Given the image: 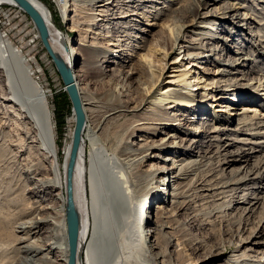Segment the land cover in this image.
I'll return each instance as SVG.
<instances>
[{
    "label": "bare ground",
    "instance_id": "6f19581e",
    "mask_svg": "<svg viewBox=\"0 0 264 264\" xmlns=\"http://www.w3.org/2000/svg\"><path fill=\"white\" fill-rule=\"evenodd\" d=\"M183 1L174 0L173 4H180V7H170L171 12L169 14L164 13L167 10L165 9L167 6L156 8V6L152 5L158 10V13L154 15L155 18L166 16V21L162 25L169 31H171L167 25L169 21L175 17H181L182 19L186 14L184 12H190V5L188 7V4ZM211 1L218 2L220 0ZM31 2L42 15L48 27L49 44L54 56L63 61L73 73L74 84L78 89L82 101L85 123L79 150L70 175L75 128L69 131L63 142L60 140L47 91L37 79L38 72L31 65V59L0 28V100L5 105V117L9 120L8 124L12 123L18 132V138L13 139V149L8 144H5L4 140L1 143L2 137L0 138V195L2 194L1 198L4 199L3 204L0 203V223H3L0 228V234L4 235V247L2 250L0 249V257L4 258L5 261V263L3 261L0 264H6V262H8L7 264H69L70 247L67 211L70 182L74 206L80 223L76 264H127L130 260L135 259L138 253H140V261H146V258L142 259L141 255L149 253L154 255L156 261H159L160 264H172V258L170 259L169 256L168 258L171 261L166 262V250H163L161 245L162 239L166 236V228L172 229L167 220L176 212H180L186 209L187 206H191L189 192L192 191L193 187L204 199H210L217 194L215 192L220 188L231 187L230 191H237L239 185L249 182L253 183L255 180L263 178V174L260 172L261 167H257L256 171H246L243 176L238 178L224 179L216 183H213V181H210V183L205 182L201 187L194 186L198 171L201 169V161L192 159V156L205 157V155L201 154L204 150H200L201 153L198 151L194 155H192L193 153L189 154V152L191 151L190 147L195 145L199 140L189 139V143L187 141L181 150L179 147H172L179 151L183 150L182 155H186V153L189 156L191 155L187 158H174L161 156L163 150H171V146L169 145L171 142H162L160 144L157 140L149 141L148 139L149 136L155 135L156 132H162L165 127L174 128V131H180L181 128L177 127L179 123L176 120H183L181 117L185 116L188 111L196 112L198 110L200 114H211L210 108L214 104L205 108V92L202 94L197 93L196 88L193 87L197 86L199 88L201 84L200 88L202 91L213 90L212 100L216 102L222 100L231 90V88H229L230 90L228 88H221L222 86L219 83L221 79L216 83L215 79L213 80L214 82H209V78L206 76L210 73L209 70L211 69L208 66L204 67V71H199L201 68L200 60L219 54L218 47L210 49L212 54L205 55L203 53L205 57H201V52L190 50L194 48L204 52L202 50L204 48L201 46L203 41H200L198 45H189L188 50H184L185 54H180L171 63H164L162 60L156 59V54L162 53L164 57L167 56L168 53L163 52V48L149 47L146 53L140 54V58L136 64L131 63L136 75L138 73L140 75L145 74L143 77L147 81L139 76L133 78L134 82L140 87L143 97L137 101L135 97L132 98L133 93L128 95V93H131V82L133 83L131 81L129 85L127 84L130 88H125L123 85L119 91L112 92L111 98L107 100L109 101L107 102L108 105L105 106L103 105L105 103H102L103 98H94L92 96L93 93H85L88 85L86 83L81 84V80L83 81L84 77L89 76L91 73H93L92 77L97 79L98 82L103 80L104 77H102L103 73L101 72L99 62H101L102 57H106L101 53H105L101 50L104 47L92 41L89 48L93 47L94 51L90 52L87 58H84L78 70L73 69L74 62L81 59L82 55L80 53L83 50V46L88 45L73 46L71 52L68 49L67 38L57 26L55 17L49 6L43 0H31ZM57 2L61 7V12L65 16L68 0H57ZM74 2H77L76 5L78 6L76 7L74 3L76 7L75 13L78 11L79 13L68 20L74 21L73 30L87 33L83 37L86 38L89 32L92 33L94 31L90 26H88L90 28L84 29L86 22H82L81 16L79 17L82 12L80 7H85L87 4L93 6L94 4L96 5V13L92 12V15L110 16L112 18L115 9L119 10L123 6H134L133 13L127 15L143 14L145 17L148 14L150 15V13H136L134 11L141 4L145 2L151 3L153 0H74ZM237 4L225 3L223 7L217 6L215 11L201 16V22L197 23V18H194L192 25L182 24L180 33L172 36V47L174 49L180 47L178 41L183 39L181 32L187 26H192V29H194L192 32L194 33L204 34L200 39H215L217 33L215 24L219 20L230 21L231 16L234 18V20L232 19V24L234 23L235 27H239V20L238 22L235 21L238 18L242 19L238 14L240 9L245 8V5L240 4V6H237ZM3 6L19 7L15 0H0V9ZM20 10L24 14L26 13L21 7ZM231 12H234V14ZM98 20L102 19L99 18ZM29 23L33 27L34 41H38L39 43L41 37L39 38L40 34L35 23L33 21ZM207 23L210 25H207ZM258 23L262 25L264 22ZM83 25L84 27H82ZM224 27L225 24L221 28L222 31ZM214 31L216 32L214 33ZM257 35L263 36L264 34L259 32ZM262 38L260 39L262 40ZM113 44L110 41L109 45ZM37 46L38 44L36 43L35 48ZM105 48L107 49V47ZM75 52L76 55L79 54V59L74 60L73 54ZM117 52L119 53V51ZM237 52L243 53L238 50ZM261 53H264V50ZM119 55L122 56L121 53ZM117 57L118 55L116 54L115 58ZM118 58L123 59V57ZM190 58H196V60L189 63L192 64L191 68H185V64L183 63ZM249 59V56H242L232 61L230 60L229 66L234 70L241 69ZM111 62L113 65L119 63V61L115 60ZM124 62H127V59ZM225 72L227 70L222 68L217 73L214 72V75H224ZM237 72H240V70ZM161 82L167 85L160 87ZM257 83L255 81V85ZM256 90L257 93L260 92L258 89ZM232 91H234V94H232L234 96L242 93L245 89L236 88ZM127 95L131 97V104L133 105L126 104L128 101H123L121 98ZM259 99L261 102L259 106L264 107V93H259L256 98L252 97V100H255L256 103H258ZM109 104L113 105L109 111L105 112L101 110L104 106V108L108 109ZM87 105L91 106V108L89 109ZM168 108H176L178 109L176 111L182 110L184 112H174L173 116L176 115L178 116L177 118L166 117L168 118L166 119L165 113H167ZM130 109L135 114L144 110L140 115L141 119L129 123L124 128V131L122 129V138L120 141L118 140L119 142L117 141L116 149H112L111 151L108 149L109 147L105 146V143L101 139L102 137L98 134L99 130H102L101 124L116 112L124 113ZM158 109L162 112L165 111L163 117H156L157 114L155 112ZM230 109L232 110L231 104L224 103L222 107L215 110L216 114L213 113V116L219 119L220 113L223 116V112H228ZM207 110L210 111L207 112ZM99 111H104V114L101 115L102 119L99 118L101 121L93 127L92 124H88L89 112L95 114ZM252 111L250 108H246L244 111L245 117L243 120L241 118L238 119L237 126L241 127L240 123L242 122L243 126L255 125L256 128L264 130V121H253L251 119L252 116L249 112L253 113ZM231 114L234 113L231 112ZM234 115H237V113ZM75 116L73 117L74 122ZM184 119L186 118L184 117ZM224 122L225 118H222L219 123ZM226 128L221 129V127H216V131L220 132ZM234 130L238 132L242 130L243 132L242 127ZM197 131L202 132L201 129H196ZM137 132H142L141 136L150 135L144 139H140L141 143L139 144L132 143L130 139ZM171 133L168 132L166 134L172 137L173 134ZM263 134L264 132L252 133L251 135L260 136ZM208 137L209 134L205 136L206 139ZM206 139L205 142L208 143L209 140ZM249 142L251 143V141ZM263 143L264 141L252 143L255 146L250 147V152H247L246 148H241V151L237 152L227 151L224 154L218 151L219 156H223L220 164L225 167L224 171H227L228 168L244 157H248L247 161H249L250 156H252L250 153L256 152V149H259V152L264 151ZM234 144L232 143L228 147ZM207 145V147L211 146ZM15 147L18 149L17 153L14 152ZM150 150H154L155 152L153 153L155 154H151ZM151 158H160L164 165L156 166L154 163H151L148 169L143 170V165L151 160ZM13 166H16V168H13ZM233 172L236 171L233 169L231 170V174ZM170 176L174 178L172 182H170ZM157 178H160V180L157 181ZM4 179L6 181L3 182L2 180ZM167 179L168 182L166 181ZM161 180L163 184L160 187V193L163 195L165 192H168L170 195L168 198H160L156 195L157 183L161 182ZM154 182L156 185H154ZM171 183L173 185V192L170 193L168 189ZM221 190V193L226 194L227 191ZM205 192L207 194H204ZM154 200L156 202H153ZM167 200L168 202H172L173 207L170 210L165 207ZM151 203L152 205H149L145 209L144 205ZM146 226L150 227L145 229ZM9 228L11 233H7ZM173 242L177 245L183 243L182 239L175 237L169 239L166 244L169 246ZM242 242L245 243V241ZM235 247L236 251L239 252L241 250L238 244ZM8 248L11 250H8ZM198 248L200 249L201 245L191 247L192 250ZM191 249L190 251H192ZM217 251H221V249L213 247V250L209 252V259L205 258L200 261L206 262L205 264L209 262L210 264L213 262L212 260L216 259L213 256L221 254V252L217 253ZM8 253H11L9 257ZM191 254L192 252L183 253V256L176 259L177 263L175 264H194ZM211 257L213 258L210 259ZM228 261V264H249L250 262L264 264L262 258L252 260V256L246 253V251L237 255H231Z\"/></svg>",
    "mask_w": 264,
    "mask_h": 264
},
{
    "label": "rangeland",
    "instance_id": "374dc122",
    "mask_svg": "<svg viewBox=\"0 0 264 264\" xmlns=\"http://www.w3.org/2000/svg\"><path fill=\"white\" fill-rule=\"evenodd\" d=\"M173 1L174 0H153V2L151 3L145 2L141 4L137 9H135L136 11L134 12H144L147 14L149 12L150 15L148 14V16L145 17L143 16V14H134L128 16L127 14L133 13L132 10L134 9V6H123L124 8L122 7L119 10L115 9L113 11L114 15L112 16V18L110 16L104 17L99 15H92L93 13H96V5L93 4L92 6L89 4V6L87 4L85 7H80L82 12L79 17L81 16L82 22H86V24H84L85 27L84 25L82 27H84V29L91 27L94 32H89L88 36L86 38H83L87 35V33H85L84 31L79 32L73 30L72 26L74 21L68 20L73 18L75 14L79 13V11L75 13V8L78 7L76 5L77 2H74V0H68L67 11L66 15L64 16V14L61 12V7L58 4L57 0H43V2H45L51 9L55 17L57 26L66 36L68 41V49L72 52L73 46L78 47L82 44L88 45L83 46V50L80 53L82 55L81 59H79V54L76 55V52L75 54H73L74 60L79 59V61L77 60V62H74L73 69L78 70L83 63L84 58H87L89 53L94 51L93 47L89 48V45L92 43V41H94L95 43H99V46L102 45L104 47L101 48V50H103L105 53H101L106 57H102L101 62H99L101 72L103 73L102 77H104L103 80H100L98 82L97 79L92 77L93 73H91L89 76H85L83 81L81 80V84L86 83L88 85V89L85 93H93L92 96L94 98H103L102 103H105L103 104L105 106L108 105L107 102L109 101L107 100L111 98L112 92L119 91L120 87L123 85L125 88L128 87L129 82L131 81H133V83L131 82V93H126H128V95L133 93L132 98L135 97L137 101L143 97L140 87L134 82L133 78L139 76L142 77L143 80H145V78L143 77V75L145 74L140 75V73H138V75H136L134 73L132 64H136V62H138L140 58V54L146 53L149 47H161L165 50H163V52L168 53L166 57H164L162 53L155 55L157 60L160 59L164 63H171L180 54L184 55V50H188L189 45H198V42L200 41H203V44H201V46L204 48L202 49L204 52H202L200 49H189L191 51L201 52V57H205L203 56V53H205V55L210 54V49H212L213 47H218L219 54L214 55L215 59L212 56L210 58H203V60H200L201 68L200 70L198 68V70L204 71V67L208 66L209 69H211L209 70L210 73L206 76L207 78H209V82H214L213 80L215 79L216 83L219 79H221V82H219L222 86L221 88H231V90L229 89L230 91L222 100L216 102L212 100V96L214 93L213 90L202 91V89L200 88V86H202L201 84L199 88H197V86L193 87L196 88L197 93L199 92L200 94H202L205 92V108L210 107L212 106V104H214L215 107L213 106L210 108V110L212 111L211 114H200L198 110L196 112L188 111L186 112L185 116L181 117L183 118V120H176V122L179 123L177 127L181 128L180 131H174V128L172 129L169 127H165L163 131L161 130L162 132H156L155 135L149 136L148 139L149 141L157 140V142L160 144L162 142H171V144H169L171 146V150H163L161 153L162 157L170 156L174 158H187L191 156H189L190 153H193L192 155H194L198 151L200 152V150H204L202 153H200L202 155H205L206 158L202 156H192V159H198V161H201L202 164H200L201 169L198 171L194 186L201 187L205 182L210 183V181H213V183H216L224 179H231L233 177L238 178L243 176L246 171H256L257 167H261L260 172L263 174V178H259L253 183L249 182L247 184L244 183L242 185H239L237 187V191H230L231 187L220 188V191L217 190L215 192L217 194H215V196L210 199H204L203 196H201L199 192H196L193 187L192 191L189 192L191 198V206H187L186 209L180 212H176L167 220V222L172 226V229L166 228V236L162 239L161 245L163 247L162 249L166 250V262L168 263L172 260V264L177 263L176 259L180 258L181 256H183V253L187 252H192L191 256L194 259V264H205L206 262H201L200 260L205 258L209 259L210 256L208 255L209 252L213 250V247L219 250L221 249V251H217V253L221 252V254L213 256L216 257V259L212 260L213 262H211L210 264H228V260L231 255H237L244 251L252 256V260H258L262 258L264 261V151L259 152V149H256V152L250 153V155L252 156H250L249 161H247L248 157H244L239 162H236L230 168H228L227 171H224L225 167L220 164L223 156H219L220 154L218 153V151L222 152L223 154L227 151L237 152L239 150L241 151V148H246V151L250 152V147L255 146L252 143L264 141V134L260 136L251 135L252 133L264 132L263 129L256 128L255 125L243 126V123L241 122L240 125L243 129V132L242 130L239 132L234 130L238 127L241 128L240 126H237L238 119L241 118L243 120V118L245 117L244 111L246 108H250L251 110H253V113L249 112V114H251L252 116L251 119L253 121H264V107L259 106V103H261L260 99L259 101H257L258 103H256L255 100H252V97L256 98L259 93H264V53H261V51L264 50V35H257V33L259 32H261V34H264V23L262 25L258 23L264 22V0H220L218 2H213L211 0H184L188 4V7L190 5V12H184L186 14L182 19L181 17H175L173 20L168 22L167 25L172 31L171 32L166 27H164V25H162L166 21V16H163L162 18H155L154 15L158 13V10H156L157 7L161 8L163 6H167L165 7V9L167 10L164 11V13L168 14L171 12L170 7H180V4L174 5ZM228 2L230 4L240 3L242 5H245V8L240 9L239 14L237 13L240 17H242V19L238 18L235 21L238 22L239 20V27H235L234 23L232 24V19L234 20V18H232L231 16L230 21L219 20L217 24H215V27L217 29L215 39H200L204 34L200 35L199 33H194L192 32V30H194L192 29L193 27L187 26V28L181 32L183 39L178 41L180 47H176L175 49L172 47V36L180 33L182 24L192 25V20L194 18H197V23L201 22V16H203L205 13L213 12L215 11L217 6L223 7V5ZM74 3L76 7L74 6ZM240 4H237V6H240ZM152 5L156 6V8H154ZM90 8L93 11H91ZM231 13L234 14V12ZM99 18H101L102 20H98ZM30 21H32L30 16L27 13L24 14L20 10V7L3 6L0 9V28L2 32L6 33V35H8L9 38L18 45V47L26 54V56L31 59V65L38 72L37 79L47 91L51 110L54 114V119L56 120L55 123L57 124V129L59 131V138L63 142V140H65V138L67 137L69 131L75 128L76 116L74 113L73 104L68 93L65 90L62 77L57 70L53 59L44 47L40 36L39 43L38 41H34L35 36L33 27L29 23ZM208 24L209 23H207V25ZM224 24L225 27L222 31L221 28ZM216 31H214V33ZM98 33H100L99 36ZM260 38H262V40ZM110 41H112L114 44L109 45ZM36 43L38 44V46L35 48ZM105 47H107V49ZM109 49L110 51H108ZM237 50L239 52L242 51L243 53H238ZM117 51H119V53ZM120 53L122 56L119 55ZM116 54L118 55V57H123V59H120L118 57L115 58ZM242 56H249L250 59L247 60L245 66L241 69H232V67L229 66L230 60L232 61L233 59H237ZM125 57H128L126 58L127 62H124V60H126ZM112 60L119 61V63L113 65V63L111 62ZM193 60H196V58H190L189 60L184 61V67L191 68L192 64L189 63ZM114 68L115 70L113 71ZM219 68H224L227 70V72H225L224 75H214V72L217 73L220 70ZM192 69L194 70V68ZM231 70L232 72H230ZM239 70L240 72H237ZM228 71L229 73L233 74H229ZM255 81L258 82L257 85H255ZM166 85V83L161 82L160 87H165ZM236 88H242L245 89V91L232 96V94H234V91L232 90ZM256 89H258L260 92L257 93ZM128 95L121 98L123 99V101H128L126 104L130 105L131 97ZM2 102L3 101L0 100V138L2 137L1 143L4 140L3 142L5 144H8V146L13 149V139H16L18 132L16 131V128L14 127V125H12V123L8 124L9 120H7L5 117V105L2 104ZM224 103L231 104L232 110L230 109L228 110V112H223V116H221L222 113H220L219 119L221 118L220 120H222V118H225V122L219 123L220 120L218 118H215L213 116V113L216 114L215 110L222 107ZM87 106L89 107V109L91 108V106ZM112 106L113 105L109 104L108 109L103 107L101 108V110L107 112L111 109ZM176 110L178 109L168 108L167 113H165V118H177L178 116H173L174 112H184L182 110ZM210 110H207V112H209ZM104 111H99L100 113L96 112L95 114L89 112L88 124H92L93 127L96 126L99 121H101V115L104 114ZM143 111L144 110H141L136 114L131 109L125 111L124 113L116 112L114 115L109 116L106 121L104 120V122L101 124L103 131L99 130L98 134L100 135V137H102L101 139L105 143V146L107 148L109 147L108 149H110L111 151L112 149H116V145L118 144L117 141L121 140V133L124 131V128L134 120L136 121L137 119H141L140 115ZM164 112L158 109L155 112L157 114L156 117H163ZM202 112L204 111L202 110ZM231 112H233L234 114L237 113V115L231 114ZM74 116L75 122L73 121ZM184 117L186 119H184ZM216 127H221V129H224L225 127L227 128L225 130L217 132ZM196 129H201L202 132H196ZM168 132H172V137L166 134ZM141 134L142 132H137L135 136L130 139L131 142L139 144L141 143L140 139H144L146 136L150 135L147 134L141 136ZM208 134L209 137L206 139L205 136ZM189 139H197L199 141L195 145L190 147L191 151L189 152V154L186 153V155H182L183 150L179 151L177 149V151L176 148L179 147L180 150L184 148L185 143L187 141L189 143ZM205 139L209 140V142L206 143ZM249 141H251V143ZM232 143L235 144L231 147H228ZM207 144L211 146L207 147ZM174 146L176 148H172ZM17 150L18 149L15 147L14 152L17 153ZM150 152H152L151 154H155L153 153L155 152L154 150H150ZM151 163H154V165L156 166L164 165L160 158H151V160L143 165V170L148 169ZM13 168H16V166H13ZM233 169L236 172H233L231 174V170ZM170 177V182H172L174 178L172 176ZM158 180H160V178H157V181ZM2 181L4 182L6 181V179ZM166 181L168 182V179ZM162 182L163 181L161 180V182L157 183L158 187L156 195H158L160 198H168L170 196L168 192H165L163 195L160 193V187L163 184ZM154 185H156L155 182ZM172 188L173 185L171 183L168 189L170 193L173 192ZM221 189L227 191L226 194L221 193ZM204 194H207V192H205ZM1 196L2 194L0 195V203L4 201ZM153 202L156 201L154 200ZM149 205H152V203L144 205L145 209ZM165 207L170 210L173 207L172 202H168L167 200V203H165ZM2 224L3 223H0V228L2 227ZM149 227L150 226H146L145 229H148ZM7 233H11L10 228L8 229ZM175 237L182 239L183 243H179L180 245H177L175 242H173L171 245L167 246V241ZM3 239L4 235L0 234L1 250L4 247ZM242 241H245V243H243ZM237 244L239 245V247H241V250L239 252L236 251L235 246ZM199 245H201L200 249H191L192 246ZM9 248L8 250H11ZM178 249H185V252L182 250L178 251ZM190 249L192 251H190ZM10 254L11 253L7 254L8 257ZM139 255L140 253L137 254L135 259L127 262V264H160L159 261H156L154 255L143 253L141 257L142 259L146 258V261H140ZM168 256L170 259H172L170 260ZM213 257H211L210 259H212ZM3 261L4 258L0 257V263H3ZM7 263L8 262H6V264ZM207 264H209V262H207ZM249 264L254 263L250 262Z\"/></svg>",
    "mask_w": 264,
    "mask_h": 264
},
{
    "label": "water",
    "instance_id": "95a60500",
    "mask_svg": "<svg viewBox=\"0 0 264 264\" xmlns=\"http://www.w3.org/2000/svg\"><path fill=\"white\" fill-rule=\"evenodd\" d=\"M17 5L21 7L35 23L37 30L39 31L41 40L50 53L54 60V63L59 71L62 80L64 82L65 90L68 93L71 102L73 104L74 113L76 115V125L73 136V148L71 153V165H70V175L75 163L77 152L79 150L81 135L85 123V114L83 111L82 101L78 93V89L74 84V77L72 71L67 67V65L56 58L52 52L51 46L49 44V31L48 27L43 19L42 15L35 8L31 0H15ZM68 211H67V221H68V239L70 247V257L69 264H76L77 252L79 244V217L75 210L74 201L72 197V186L71 182L68 187Z\"/></svg>",
    "mask_w": 264,
    "mask_h": 264
}]
</instances>
